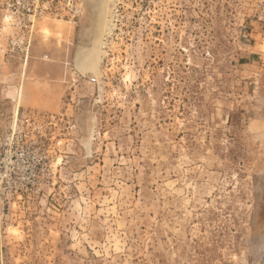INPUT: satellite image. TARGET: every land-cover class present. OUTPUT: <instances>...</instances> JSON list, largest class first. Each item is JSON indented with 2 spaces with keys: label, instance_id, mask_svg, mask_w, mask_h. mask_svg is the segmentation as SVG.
Wrapping results in <instances>:
<instances>
[{
  "label": "rangeland",
  "instance_id": "obj_1",
  "mask_svg": "<svg viewBox=\"0 0 264 264\" xmlns=\"http://www.w3.org/2000/svg\"><path fill=\"white\" fill-rule=\"evenodd\" d=\"M85 4L0 37V264H264V0Z\"/></svg>",
  "mask_w": 264,
  "mask_h": 264
},
{
  "label": "built area",
  "instance_id": "obj_2",
  "mask_svg": "<svg viewBox=\"0 0 264 264\" xmlns=\"http://www.w3.org/2000/svg\"><path fill=\"white\" fill-rule=\"evenodd\" d=\"M86 8L85 0H0V37H6L2 50L18 58L26 69L31 57L36 24L45 18L77 21ZM91 81H96L95 77Z\"/></svg>",
  "mask_w": 264,
  "mask_h": 264
},
{
  "label": "bare ground",
  "instance_id": "obj_3",
  "mask_svg": "<svg viewBox=\"0 0 264 264\" xmlns=\"http://www.w3.org/2000/svg\"><path fill=\"white\" fill-rule=\"evenodd\" d=\"M108 7L109 0H90V8L92 13L91 22L84 28V31L81 33L79 43L78 60L79 68L81 69H86L87 67H92V65H94L93 62L95 61V59H93V57L95 56H91L93 51L89 50L88 46L92 43L99 44L103 41V34L105 33V31H107L108 22H110ZM49 31L50 29L44 25V32L50 33Z\"/></svg>",
  "mask_w": 264,
  "mask_h": 264
}]
</instances>
